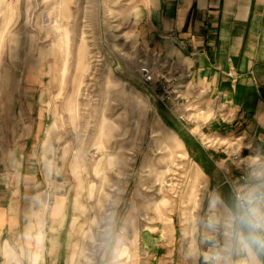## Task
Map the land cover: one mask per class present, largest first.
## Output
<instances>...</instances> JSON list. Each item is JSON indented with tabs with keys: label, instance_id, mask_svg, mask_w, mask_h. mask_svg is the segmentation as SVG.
Here are the masks:
<instances>
[{
	"label": "rangeland",
	"instance_id": "rangeland-1",
	"mask_svg": "<svg viewBox=\"0 0 264 264\" xmlns=\"http://www.w3.org/2000/svg\"><path fill=\"white\" fill-rule=\"evenodd\" d=\"M137 2L0 0V264H28L29 223L45 233L43 264L59 226L65 264H137L149 237L184 240L233 184L224 168L209 190L182 145L185 125L222 146L186 100L173 105L180 87L167 73V86L143 83L142 66L167 67L138 41Z\"/></svg>",
	"mask_w": 264,
	"mask_h": 264
},
{
	"label": "crops",
	"instance_id": "crops-1",
	"mask_svg": "<svg viewBox=\"0 0 264 264\" xmlns=\"http://www.w3.org/2000/svg\"><path fill=\"white\" fill-rule=\"evenodd\" d=\"M137 3L138 41L166 65L174 87H180L173 105L179 107L186 100L189 108L193 107L190 116L202 117V129L208 130V136H219L222 146L218 150L214 145L200 144L194 138L199 132L184 125L189 140L182 138L181 143L209 176V190L215 191L213 181L222 169L230 170L232 186L216 193V200L228 206L223 197L226 192L244 190L264 176V0ZM246 176H250V184H239ZM63 231L62 226L52 229L45 246L51 261L55 255V264H65ZM180 232L183 230L175 228L169 244L148 236L151 245L144 246L146 253L137 264H204L210 245L198 242L205 235L202 224L194 231L184 229V240L178 238ZM196 247L200 255L193 260L189 253ZM107 260L98 259L96 264H109ZM125 260L122 264H127Z\"/></svg>",
	"mask_w": 264,
	"mask_h": 264
},
{
	"label": "clouds",
	"instance_id": "clouds-1",
	"mask_svg": "<svg viewBox=\"0 0 264 264\" xmlns=\"http://www.w3.org/2000/svg\"><path fill=\"white\" fill-rule=\"evenodd\" d=\"M218 205L223 208L218 211ZM205 230L199 243L208 244L204 264H264V182L253 183L240 192L231 206L210 202V215L201 221ZM211 237H218L213 239ZM22 239L29 244L28 264H43L45 233L29 223ZM199 257V248L190 251ZM7 264H23L22 258L11 254Z\"/></svg>",
	"mask_w": 264,
	"mask_h": 264
},
{
	"label": "built area",
	"instance_id": "built-area-1",
	"mask_svg": "<svg viewBox=\"0 0 264 264\" xmlns=\"http://www.w3.org/2000/svg\"><path fill=\"white\" fill-rule=\"evenodd\" d=\"M166 70L165 68H162L161 70L159 69H154L152 67H150V65H144L141 67V70H140V74L143 78V83L147 86H152V85H156L157 86H162L164 83L166 84L167 86V81L165 80L166 78ZM168 75V73H167ZM164 87V92L167 93L168 97H162L163 100L167 99L169 100L170 99V95L171 93H169L167 91L166 88H168V90L171 88V87ZM246 178H242V180H245ZM228 185L232 186V183L231 182H228ZM234 191L233 194H234V197H236L240 192H242L243 190L239 191V190H232Z\"/></svg>",
	"mask_w": 264,
	"mask_h": 264
},
{
	"label": "trees",
	"instance_id": "trees-1",
	"mask_svg": "<svg viewBox=\"0 0 264 264\" xmlns=\"http://www.w3.org/2000/svg\"><path fill=\"white\" fill-rule=\"evenodd\" d=\"M225 199V202L228 204V206H231L232 202L235 200L234 194H232V190L226 192V195L223 196Z\"/></svg>",
	"mask_w": 264,
	"mask_h": 264
}]
</instances>
